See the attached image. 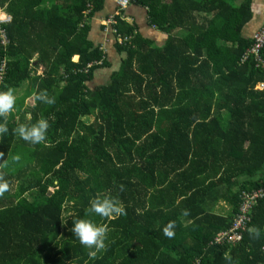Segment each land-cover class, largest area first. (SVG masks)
I'll list each match as a JSON object with an SVG mask.
<instances>
[{"label":"trees","instance_id":"obj_1","mask_svg":"<svg viewBox=\"0 0 264 264\" xmlns=\"http://www.w3.org/2000/svg\"><path fill=\"white\" fill-rule=\"evenodd\" d=\"M104 1L0 0L11 17L0 26V92L23 90L0 134V264H264V194L239 242L211 244L240 192L264 188V89H254L264 71L240 63L249 1L137 0L165 43L152 47L116 17V36L130 39L115 43L117 70L90 89L109 68L88 38ZM39 120L49 125L42 143L15 134ZM104 197L124 214L89 215ZM75 219L106 229L94 258L70 231Z\"/></svg>","mask_w":264,"mask_h":264},{"label":"clouds","instance_id":"obj_2","mask_svg":"<svg viewBox=\"0 0 264 264\" xmlns=\"http://www.w3.org/2000/svg\"><path fill=\"white\" fill-rule=\"evenodd\" d=\"M74 58V57H73ZM72 58V61H74ZM76 62V61H74ZM40 70V69H39ZM41 71V70H40ZM40 102L52 104L53 99L49 98L46 93L36 96ZM15 106V96L11 89L0 92V134L8 132L7 116L13 111ZM46 120H39L31 125L21 124L15 129V134L25 142L33 145L42 143L46 139V131L48 129ZM17 160L19 157L16 158ZM7 190V184H0V194ZM89 215H95L101 218H107L113 215H123L124 209L118 205L116 200L111 197L97 198L90 202L88 208ZM187 215V213H184ZM71 233L84 248L88 249V255L94 258L97 252L105 247L106 229L102 225H97L91 219H75L71 223ZM173 225L169 223L163 230L166 237L171 238L174 233ZM259 235V232H256Z\"/></svg>","mask_w":264,"mask_h":264},{"label":"crops","instance_id":"obj_3","mask_svg":"<svg viewBox=\"0 0 264 264\" xmlns=\"http://www.w3.org/2000/svg\"><path fill=\"white\" fill-rule=\"evenodd\" d=\"M243 1L244 0H239V2ZM248 1L253 16L251 21L243 28V36L250 38L264 23V0ZM116 13H118L116 17H120V20L128 24H134L136 26V32L139 33L144 40L150 41L152 47H161L165 43L166 35L160 33L153 27H148L146 10L144 8L136 4H131L126 9L118 11L114 0H105L102 9L89 19L88 24L90 25V32L88 38L94 46L102 49L105 54V59L109 63V68L99 69L94 72L92 80L88 83L90 89L104 85L99 84L103 81L107 82L110 74L117 70L120 60L123 57V55H119L115 51V35L111 32L109 27L106 28L104 26L105 21ZM73 60L77 61V56H74ZM103 75L105 77L102 78V80H96V78H100Z\"/></svg>","mask_w":264,"mask_h":264},{"label":"built area","instance_id":"obj_4","mask_svg":"<svg viewBox=\"0 0 264 264\" xmlns=\"http://www.w3.org/2000/svg\"><path fill=\"white\" fill-rule=\"evenodd\" d=\"M137 0H114L116 8L118 11H122L126 9L131 4H136ZM89 14V9L83 13V16H87ZM118 15L116 13L113 16H110L106 21L104 26L111 30V32L115 35L116 43L122 44L123 42L127 41L130 38H122L120 36H116V32L114 30L115 25V18ZM115 16V17H114ZM264 16V12H263ZM11 21V17L3 12L0 9V26L8 24ZM0 39L2 44H5V36L4 30L0 28ZM252 44L250 48H248L245 53L240 58V63H244L249 58H252L255 67L264 71V60L262 59L261 52L264 48V26L260 27L256 30L252 35ZM102 50V49H101ZM91 64H88L87 67H90ZM5 73L4 64H0V84L3 80V75ZM39 73L41 71L39 70ZM255 90L261 91L264 89V80L261 83H258ZM264 194V188L251 190V191H244L242 190L239 194L240 204L237 210V214L234 216L233 220L231 221L230 227L225 231H220L217 233L211 244L218 245L224 242L233 243L239 242L242 238V232L247 229L249 221L248 213L250 209L255 205L256 201L261 199Z\"/></svg>","mask_w":264,"mask_h":264},{"label":"rangeland","instance_id":"obj_5","mask_svg":"<svg viewBox=\"0 0 264 264\" xmlns=\"http://www.w3.org/2000/svg\"><path fill=\"white\" fill-rule=\"evenodd\" d=\"M105 76L103 75V76H101L100 78H96V80H102V78H104ZM108 81V80H107ZM106 83V81H103L102 83H100L99 85H101V84H105ZM21 89V88H20ZM18 89L17 91H15V92H13V94H14V96H15V98H17V96H19V95H21L22 93H23V90L21 89ZM20 91V92H19ZM32 104V101L30 100V101H26L25 100V105H31ZM90 122V121H89ZM49 191L51 192L52 191V188L51 189H49ZM218 206H219V208L215 211L216 213H220V211L222 210V213H224V210H226V206L225 205H223V203H219L218 204ZM220 209V210H219Z\"/></svg>","mask_w":264,"mask_h":264}]
</instances>
